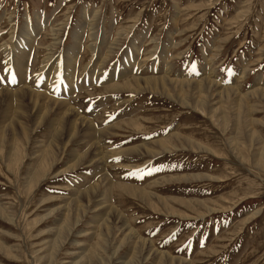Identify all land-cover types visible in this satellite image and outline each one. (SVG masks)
<instances>
[{"label": "rangeland", "instance_id": "374dc122", "mask_svg": "<svg viewBox=\"0 0 264 264\" xmlns=\"http://www.w3.org/2000/svg\"><path fill=\"white\" fill-rule=\"evenodd\" d=\"M21 88L45 99L12 125L0 100V264H264V0H0V92Z\"/></svg>", "mask_w": 264, "mask_h": 264}, {"label": "bare ground", "instance_id": "6f19581e", "mask_svg": "<svg viewBox=\"0 0 264 264\" xmlns=\"http://www.w3.org/2000/svg\"><path fill=\"white\" fill-rule=\"evenodd\" d=\"M28 16V15H27ZM38 18V17H37ZM27 19V18H26ZM27 24H26V26H25V29L24 30H26L27 31V34H24V36L26 37L28 34L30 35L31 34V32H30V30H28L29 29V25H30V22L28 21V22H26ZM54 31V30H53ZM23 34V33H22ZM55 35V34H54ZM23 38V37H22ZM30 38V37H29ZM24 39V38H23ZM78 39V36H76L75 37V41ZM27 42V41H26ZM31 43H29V46H32L33 45V42H32V40L30 41ZM28 45H26L23 41H21V40H18L17 39V41H16V43L12 46V48H14V50H15V52H21L22 53V55L26 52V48L28 49V48H30ZM8 49H10V48H8ZM8 49L6 48L5 49V51L7 50L8 51ZM71 51H73L72 50V48H70L69 49V53L67 52V54L65 55V60L67 61V63H70V65H69V67L65 70L66 71V74H65V81H66V83L67 84H63L62 86H61V89H62V93H63V95H68L69 93H71L72 92V90L74 89V87L72 86V82H71V78H72V74H73V72L75 73V71H76V65H75V59H74V56L73 55H71L70 54V52ZM9 53H10V50H9ZM12 56L13 57H15V53H13L12 54ZM10 59V58H9ZM26 62H24V67H23V69H25V67H26ZM134 80V79H133ZM139 81H141V80H139ZM174 81V80H173ZM64 82V81H63ZM138 82V81H137ZM161 82V81H160ZM187 82H189V81H187ZM191 82V81H190ZM134 83H136V82H134ZM145 84H150V87H154V86H157V87H159V83L157 84V81H155V80H148V81H146V82H144ZM201 83V82H200ZM199 83V84H200ZM203 83V82H202ZM138 84V86H139V83H137ZM213 84V83H212ZM136 85V84H135ZM172 85V84H171ZM190 85V84H189ZM203 85V84H202ZM202 85H201V87H202ZM208 85V83L206 84V86ZM144 86V85H143ZM198 87H199V85H197ZM76 87V86H75ZM161 87V86H160ZM171 87V86H170ZM177 87V86H176ZM120 88V87H119ZM122 88H124V87H122ZM126 88V87H125ZM146 88V87H145ZM144 88V89H145ZM205 88V87H204ZM24 89L25 88H21V89H19V90H17V91H15V92H13V93H7V91L6 92H0V100L1 99H4V97H6L7 98V100L8 101H4V102H8V103H6V107H5V110H4V112L2 113L3 114V117L1 118L2 120H4V119H6V121L7 122H10L9 124L10 125H12L13 123H14V121L16 120V121H20V119H21V117L19 116L20 114H23L24 113V111H23V105H24V98H25V96H28L29 98H30V100L31 101H33L34 103L33 104H37V103H39V102H41L42 101V103H43V100L45 99V95H43V94H41V93H37V92H34V91H30V92H28L27 90H25L24 91ZM131 89H133V88H131ZM160 89V88H159ZM159 89H158V91H159ZM161 90V89H160ZM201 90V89H200ZM206 90V89H205ZM209 90V89H208ZM225 90V89H224ZM261 90V89H260ZM157 91V92H158ZM164 92V91H163ZM193 92V91H192ZM200 92V91H199ZM229 92H230V89H229ZM210 93V92H209ZM231 93V92H230ZM201 94V93H200ZM253 94H258V95H262V96H264L263 94H264V90L263 91H255ZM252 94V95H253ZM207 95V94H206ZM21 96V98H22V100H21V104H19V103H16L17 101H16V99H18L19 97ZM183 96V95H182ZM200 96H202V95H200ZM223 97H225L224 95H223ZM231 97V96H230ZM230 97H228L227 99H229L230 101H231V99H230ZM46 99H47V97H46ZM198 99H200V97L198 98ZM204 99H205V97H204ZM207 99V98H206ZM205 99V100H206ZM46 101V100H45ZM52 101V100H51ZM54 101V100H53ZM201 101H204L203 100V98H202V100ZM3 102V103H4ZM199 102V101H198ZM204 103V102H203ZM243 100L242 99H239V100H237L236 102H234L232 105H233V108L237 111L236 113L239 115L240 114V111H241V109H242V107L244 108V106H243ZM202 104V103H201ZM44 105V104H43ZM4 106V105H3ZM50 106H52V104L50 105ZM40 107H41V104H40ZM54 107L55 108H58L60 111H63V114H64V116L65 115H67V116H69V118H71V119H75L76 120V118L78 117V114H75V111L71 108V107H69V106H67L64 102H58V101H54ZM200 107V106H199ZM224 107V106H223ZM205 108V107H204ZM1 109V108H0ZM41 109V108H40ZM39 109V110H40ZM51 109V108H50ZM235 110H234V113H235ZM29 111V110H28ZM44 111V110H43ZM202 111V110H201ZM50 112V111H49ZM235 113V114H236ZM41 114V112L40 113H37V115H36V121H35V124L36 125H39L41 122H43L44 121V119L46 118V116H47V113L46 112H44V116H41L40 115ZM54 114V113H53ZM217 110H215L214 112H213V115H214V117H216L217 116ZM10 116H14V117H17L15 120H13V121H10V119H9V117ZM59 118H60V116H58ZM249 117V116H248ZM82 118V117H81ZM48 119V118H47ZM71 119H70V121H71ZM1 120V121H2ZM74 120V121H75ZM78 120V119H77ZM221 120V119H220ZM62 121V120H61ZM72 122L73 124L71 125V132H72V136H73V134L75 133V128H77L78 126L76 125L75 126V122ZM81 121V120H80ZM85 121V120H84ZM4 122V121H3ZM24 122H26V121H24ZM63 122V121H62ZM78 122H79V120H78ZM249 122V121H248ZM252 122V121H251ZM55 123H56V120H55ZM66 123V122H65ZM68 123V122H67ZM70 123V122H69ZM68 123V124H69ZM253 123V122H252ZM3 124V123H2ZM81 124V123H80ZM79 124V125H80ZM87 124V123H86ZM219 124V123H218ZM223 124V123H222ZM28 125V124H27ZM83 125V124H82ZM85 125V124H84ZM91 125V124H90ZM90 125H87V127H86V130L87 131H89V132H86V133H89L90 134V132L92 133V129H94V128H90V127H92V126H90ZM226 125V124H225ZM16 126V125H15ZM32 126V125H31ZM62 126V125H61ZM64 126H65V124H64ZM68 126H70V125H68ZM67 126V127H68ZM1 127V126H0ZM3 127V126H2ZM67 127H66V129H67ZM80 127H81V125H80ZM84 128V127H83ZM1 129V128H0ZM9 129H11L10 127H9ZM2 130V129H1ZM61 130V129H60ZM68 130V129H67ZM84 130V129H83ZM91 130V131H90ZM56 131V130H55ZM78 131H79V129H78ZM82 131V130H81ZM56 132H58V131H56ZM64 132V131H63ZM94 132V131H93ZM105 132V131H104ZM55 133V132H54ZM59 133H60V131L57 133V135H59ZM66 133V132H65ZM4 134V133H3ZM30 134V133H29ZM62 134V133H61ZM84 134V133H83ZM82 134V135H83ZM93 134V133H92ZM101 134V133H100ZM248 134V133H247ZM11 135V134H10ZM9 135V136H10ZM56 135V136H57ZM65 135V134H64ZM78 135V134H77ZM81 135V134H80ZM86 135V134H85ZM249 138H251V139H254V137H253V134L252 133H250L249 132ZM54 136V135H53ZM66 137H67V135H66ZM77 137V136H76ZM0 138H2V142H3V140H4V135H0ZM64 138V137H63ZM53 139V138H52ZM57 139H58V137H57ZM65 139H67V138H65ZM12 140V139H11ZM27 140V139H26ZM36 140V139H35ZM55 141H56V137H55V139H54ZM8 141H9V139H8ZM53 141V140H52ZM14 142H16V144H18V142H17V140L15 139L14 140ZM58 142V141H57ZM56 142V143H57ZM61 142H63V141H61ZM161 142V141H160ZM159 142V143H160ZM169 142V141H168ZM248 142L250 143V141H249V139H248ZM55 143V142H54ZM92 143V142H91ZM49 144V142L47 143V145ZM51 144V143H50ZM8 145V144H7ZM41 145V144H40ZM17 146H19V145H17ZM44 145H42V147H43ZM56 147H58V146H56ZM39 148V147H38ZM59 148V147H58ZM146 148V147H145ZM7 149H9V148H7ZM45 149L46 150H42V148H40L39 150H40V152H42V151H45L44 153H46V156H45V160H46V162H45V166H46V164L49 162L48 160H49V158H51V157H56V152H55V149L53 148V147H45ZM61 149H63L62 147H61ZM144 149V148H143ZM10 150V149H9ZM6 152H7V150H6ZM37 152V151H36ZM100 152V151H99ZM152 152V151H151ZM150 152V153H151ZM22 153H24V149H23V147H22ZM14 154V153H13ZM34 154V153H33ZM8 155V154H7ZM6 156V155H5ZM14 159L15 158H18V155L17 154H14ZM32 156V155H31ZM30 156V157H31ZM44 156V155H43ZM76 156V155H75ZM78 156V155H77ZM76 156V157H77ZM95 156V155H94ZM75 157V158H76ZM80 157V156H79ZM40 158V157H39ZM7 159V158H6ZM79 159V158H78ZM82 159V158H81ZM54 160V159H53ZM56 161V160H55ZM54 161V162H55ZM81 161V160H80ZM78 163V162H77ZM49 167V166H48ZM69 167H70V165H69ZM68 167V168H69ZM45 170H43V172H44ZM47 173V172H46ZM40 176H42V175H40ZM28 182V181H27ZM106 182V181H105ZM28 184V183H27ZM100 185V184H99ZM32 186V185H31ZM97 187V186H96ZM94 188V187H93ZM88 192V191H87ZM94 192V191H93ZM81 197V195L79 196V198ZM105 197V196H104ZM87 199V198H86ZM106 199V198H105ZM78 200H80V199H78ZM85 200V199H84ZM90 200H91V198H90ZM80 202V201H79ZM85 201H83L82 203H84ZM108 202V201H107ZM163 202H164V200H163ZM106 204V203H105ZM78 205H79V203H78ZM76 206V205H75ZM80 207V206H79ZM75 208V207H74ZM82 209V208H81ZM60 210V209H59ZM107 210V209H106ZM66 211H67V213H68V211L69 210H67L66 209ZM70 211H71V209H70ZM82 211V210H81ZM109 211V210H108ZM111 211V210H110ZM109 211V212H110ZM75 213V212H74ZM112 214H113V217H114V220H120L121 219V213H119L117 210H112V212H111ZM71 214V213H70ZM79 215V214H78ZM111 215V214H110ZM103 216V215H102ZM64 217H65V215H64ZM78 218V217H77ZM109 218V217H108ZM101 219V218H100ZM76 222V221H75ZM68 224V223H67ZM109 224V223H108ZM124 225H127V224H124ZM111 225L109 224V226L108 227H110ZM128 227V226H127ZM98 229H100L99 227H97ZM115 228V227H114ZM103 229V228H102ZM114 230V229H113ZM121 230V229H120ZM124 230V229H123ZM130 230V231H129ZM101 231V230H100ZM106 231V230H105ZM131 229H129V227H128V233H131ZM111 232V231H110ZM99 233V232H98ZM101 233V232H100ZM103 233V232H102ZM101 233V234H102ZM119 233H121V232H119ZM133 234V233H132ZM125 235V234H124ZM105 236V235H104ZM113 236V235H112ZM130 236V235H129ZM63 237V236H62ZM108 237V236H107ZM61 238V237H60ZM124 238V237H123ZM63 239H64V237H63ZM118 239V238H117ZM125 239V238H124ZM136 239H139V238H137V236H136ZM126 241V240H125ZM128 241H130V240H128ZM142 242H144V241H142ZM123 243V242H122ZM146 243V242H145ZM135 245V244H134ZM59 246V245H58ZM141 246V245H140ZM135 247V246H134ZM136 248V247H135ZM136 251V250H135ZM134 251V252H135ZM138 251V250H137ZM136 251V252H137ZM148 252V251H147ZM138 253V252H137ZM134 255H135V253H134ZM131 258V257H130ZM129 258V260H131ZM133 259V258H132ZM134 260V259H133ZM161 260V259H160ZM162 261V260H161ZM142 262V261H141ZM157 262V261H156ZM165 262V261H164ZM181 262V261H180ZM160 263V262H159ZM166 263V262H165ZM168 263V262H167ZM171 263V262H170ZM176 263V262H175ZM133 264V263H132ZM172 264H173V262H172Z\"/></svg>", "mask_w": 264, "mask_h": 264}, {"label": "crops", "instance_id": "0c3cea01", "mask_svg": "<svg viewBox=\"0 0 264 264\" xmlns=\"http://www.w3.org/2000/svg\"><path fill=\"white\" fill-rule=\"evenodd\" d=\"M25 44L26 45H28L29 46V44L27 43V42H25ZM27 49V48H26ZM29 49V48H28ZM28 49L26 50V52L22 55V62H18L19 64L17 65V68H16V71H18V72H23L25 69H23V67H24V61L27 59V57H28V54H29V51H28ZM13 53H15V50H14V48H11L10 49V54L12 55ZM24 60V61H23ZM28 60V59H27ZM26 60V61H27ZM27 63V62H26ZM23 66V67H22Z\"/></svg>", "mask_w": 264, "mask_h": 264}, {"label": "snow or ice", "instance_id": "6c2138e0", "mask_svg": "<svg viewBox=\"0 0 264 264\" xmlns=\"http://www.w3.org/2000/svg\"><path fill=\"white\" fill-rule=\"evenodd\" d=\"M13 82H15V81H13Z\"/></svg>", "mask_w": 264, "mask_h": 264}]
</instances>
